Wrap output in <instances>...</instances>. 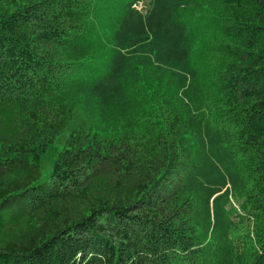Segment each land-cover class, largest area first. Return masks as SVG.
Returning <instances> with one entry per match:
<instances>
[{
	"label": "trees",
	"instance_id": "obj_1",
	"mask_svg": "<svg viewBox=\"0 0 264 264\" xmlns=\"http://www.w3.org/2000/svg\"><path fill=\"white\" fill-rule=\"evenodd\" d=\"M0 0V264H264V0Z\"/></svg>",
	"mask_w": 264,
	"mask_h": 264
},
{
	"label": "rangeland",
	"instance_id": "obj_2",
	"mask_svg": "<svg viewBox=\"0 0 264 264\" xmlns=\"http://www.w3.org/2000/svg\"><path fill=\"white\" fill-rule=\"evenodd\" d=\"M151 0H142V2H139L136 7L142 11H145L149 4H150Z\"/></svg>",
	"mask_w": 264,
	"mask_h": 264
}]
</instances>
